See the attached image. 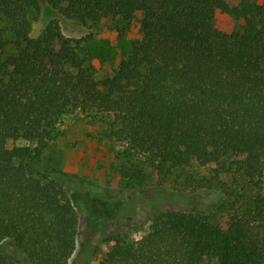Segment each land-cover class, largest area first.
<instances>
[{
  "label": "trees",
  "instance_id": "1",
  "mask_svg": "<svg viewBox=\"0 0 264 264\" xmlns=\"http://www.w3.org/2000/svg\"><path fill=\"white\" fill-rule=\"evenodd\" d=\"M39 1L0 0V264H72L80 212L97 222L118 208L34 172L74 112L110 117L131 194L150 173L218 194L192 210L156 202L150 231L113 234L100 264H264V0H42L82 24L141 13V38L101 79L57 19L31 35Z\"/></svg>",
  "mask_w": 264,
  "mask_h": 264
},
{
  "label": "rangeland",
  "instance_id": "2",
  "mask_svg": "<svg viewBox=\"0 0 264 264\" xmlns=\"http://www.w3.org/2000/svg\"><path fill=\"white\" fill-rule=\"evenodd\" d=\"M141 17V13H137L130 22L121 18H104L82 24L62 17L56 9L40 0L39 8L30 11L31 35L36 36L49 20L57 19L66 36L85 38L77 51L86 64L94 68L95 77L101 79L117 68L132 44L141 38ZM235 23L231 16L215 12V24L222 31H231ZM112 128L110 117L102 113L67 114L61 118L46 149L34 163V172L40 177L61 175L68 193L79 201L89 196L96 200V207L103 203H118L117 209H109L104 219L97 222L94 218L91 220L85 211L80 212L72 264H100V258L113 244L109 239L115 233H120L125 242L147 234L152 206L156 202H164V207L192 210L196 206L205 207L218 198L216 192L201 189L194 192L187 189L188 194L172 191L173 181L159 180L151 173L139 176L135 183L138 189L131 194L128 190L131 178L125 175L118 161L120 148L110 136ZM14 144L34 146V143L23 140ZM208 175L206 169H198L194 177Z\"/></svg>",
  "mask_w": 264,
  "mask_h": 264
}]
</instances>
